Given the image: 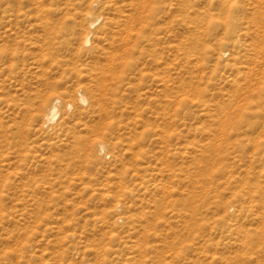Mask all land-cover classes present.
<instances>
[{
  "label": "rangeland",
  "instance_id": "1",
  "mask_svg": "<svg viewBox=\"0 0 264 264\" xmlns=\"http://www.w3.org/2000/svg\"><path fill=\"white\" fill-rule=\"evenodd\" d=\"M0 264H264V0H0Z\"/></svg>",
  "mask_w": 264,
  "mask_h": 264
},
{
  "label": "bare ground",
  "instance_id": "2",
  "mask_svg": "<svg viewBox=\"0 0 264 264\" xmlns=\"http://www.w3.org/2000/svg\"><path fill=\"white\" fill-rule=\"evenodd\" d=\"M227 17L225 18L226 19L225 21L220 20L219 23L227 24V21H228L227 20ZM92 22L93 21H90V25L93 24ZM226 30H227V32H231L232 31L231 30V26L228 25V29H226ZM83 42L84 43H88V35L85 36V38L83 39ZM79 100L80 101H83L84 100V97L83 96H80L79 97ZM57 102H58V100L56 98L51 99V100H48V98H46L43 101V103H42V109H41V114H42V118H43L44 122H51V121L54 120V117L56 116V111H57V109H56ZM99 146H100V149L103 148L102 145L99 144Z\"/></svg>",
  "mask_w": 264,
  "mask_h": 264
}]
</instances>
